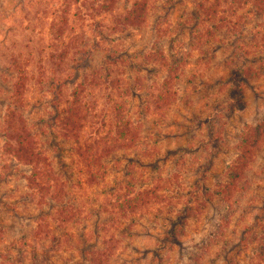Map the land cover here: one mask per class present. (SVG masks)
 Segmentation results:
<instances>
[{
    "label": "clouds",
    "instance_id": "clouds-1",
    "mask_svg": "<svg viewBox=\"0 0 264 264\" xmlns=\"http://www.w3.org/2000/svg\"><path fill=\"white\" fill-rule=\"evenodd\" d=\"M0 17V264H264V0Z\"/></svg>",
    "mask_w": 264,
    "mask_h": 264
},
{
    "label": "rangeland",
    "instance_id": "rangeland-1",
    "mask_svg": "<svg viewBox=\"0 0 264 264\" xmlns=\"http://www.w3.org/2000/svg\"><path fill=\"white\" fill-rule=\"evenodd\" d=\"M140 2H141L142 4H144L145 7H147V5L151 2V0H140ZM180 2H181V0H176V3H180ZM16 3H17V4L22 3V0H16ZM2 22H3V18L0 17V24H2ZM0 71H3V70H0ZM2 86H3V85H2V81H0V87H2Z\"/></svg>",
    "mask_w": 264,
    "mask_h": 264
},
{
    "label": "trees",
    "instance_id": "trees-1",
    "mask_svg": "<svg viewBox=\"0 0 264 264\" xmlns=\"http://www.w3.org/2000/svg\"><path fill=\"white\" fill-rule=\"evenodd\" d=\"M144 5V4H143ZM145 6V5H144ZM257 71L259 72V71H264V70H261V69H257ZM224 87H225V89H226V91H228V90H231V84L227 81V80H225V82H224Z\"/></svg>",
    "mask_w": 264,
    "mask_h": 264
}]
</instances>
